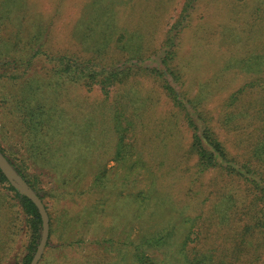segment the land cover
Here are the masks:
<instances>
[{"label":"rangeland","instance_id":"374dc122","mask_svg":"<svg viewBox=\"0 0 264 264\" xmlns=\"http://www.w3.org/2000/svg\"><path fill=\"white\" fill-rule=\"evenodd\" d=\"M185 1L0 0V35L10 48L37 34L32 44L42 53L94 58L107 70L135 66L106 95L98 83L89 89L59 81L39 56L16 82L23 96L9 87L0 92V143L37 175L51 215L50 242L37 264H134L136 239L163 227L175 232L171 248L189 232V247L215 249L216 260L225 261L217 264H264V228L256 227L254 212L263 213L264 201L221 169L199 171L184 112L147 70L162 66ZM188 7L172 40L173 70L187 105L194 101L207 113L243 161L263 124L251 116L264 106V0H195ZM27 93L40 101L26 104L55 115L37 150L15 107ZM97 177L102 185L93 188ZM247 226L254 233L235 259L234 231ZM28 228L19 198L0 181V264H23Z\"/></svg>","mask_w":264,"mask_h":264},{"label":"trees","instance_id":"16d2710c","mask_svg":"<svg viewBox=\"0 0 264 264\" xmlns=\"http://www.w3.org/2000/svg\"><path fill=\"white\" fill-rule=\"evenodd\" d=\"M192 2H195V0L185 1L179 19L169 30L170 34L168 35L166 42L171 43V48L168 49L167 53L162 57V66L149 67L147 70L151 71L162 80L163 87L172 98L174 104L184 112L188 127L192 131L191 149L197 157L199 171L203 172L210 168L221 169L234 176V178L244 180L246 183L253 186L257 191V201H264V174L262 175L258 169L259 165L264 167V106H261L258 110L255 108L254 114L251 116V119L259 118L260 120H263V124L260 126V140L257 138L258 145L256 144L257 146L253 149V152L249 151L251 155H248L245 160L240 161L238 155H232L223 141L219 139L211 125V118L208 117L207 113L199 109L194 101H190V105H187L181 89L182 84L178 81L180 74H178L176 70H173L171 62L176 56V51L173 49L175 41L173 42L172 40L173 37L178 34H175V31L178 30L183 22H185L189 12L193 9L194 6L191 8L188 7ZM172 32H174V34ZM36 36L37 34L27 42H23L22 39L18 40L22 46L21 48L19 45L15 48H10L9 45L14 46V44H10L0 35V92L4 87H9L13 88V91L18 89V97H20L21 94L23 96L24 91L22 90L20 92L19 88L16 86V82L18 83L26 78L28 71L32 68L39 56H44L50 61L52 64L51 72L59 81L75 85L81 84L89 89L92 88L95 83H98L102 85L101 90L106 95L109 93V87L111 85L121 83L127 78L129 72L135 69V66H126L121 69L118 68L117 70H107V67L99 66V63H97L94 58L83 60L74 55L61 53L48 54L47 52L42 53L40 47L34 49V45L32 44V41ZM15 49H18L16 51L17 54L13 53V50ZM138 60L141 61V59ZM133 62L134 61L131 62L132 65L139 64L137 61ZM169 77L173 79L172 82H170ZM25 82H27V80ZM242 91L243 89H239L236 92V95L233 96L232 101L236 100L237 94ZM14 101H21L15 106L21 111L19 114L22 117L19 118V122L26 127L25 130H28L30 138L32 137L31 146L36 145L37 150L39 148V143H37L40 140L39 138L46 136L47 129L49 128L50 123L54 120L55 115L54 113H50L52 112L51 110H48L42 105L26 104V102L33 103L32 101H40L33 93H29V95L27 93L24 95V98L21 99L15 98ZM0 151L16 171L26 179L30 187L40 196L44 203L43 195L41 193L44 188L38 182L37 175L29 171L28 164L21 163L17 154L12 149L10 150L9 147L3 145V143H0ZM0 181L6 183L8 189L13 191L19 198L23 215L27 218L29 226V244L27 254L22 260L23 264H30L42 236L41 215L32 200L15 189L2 173L1 169ZM102 182L103 181L97 177L94 179L92 187L98 188L102 185ZM60 196L65 195L61 192ZM44 205L49 220L48 242H50L52 234L51 215L45 203ZM221 205L224 206L223 204ZM224 212L225 215L229 213L230 206L228 209L224 210ZM254 212L255 215L257 213L260 214L256 215V227L264 228V209L263 213H261V210L259 212ZM228 217H224V219L227 220ZM166 228L167 227L161 229L158 228L156 232L152 234H143L139 238V241L136 239L133 249L134 264H217L219 261H221V263L225 262L223 259L219 261L216 260L215 255L212 253L215 249H207L204 248V245L201 246V243L199 242L202 238L198 232L196 233L194 240L199 244L195 248L189 247V241H191L189 232L176 248H171L174 246L173 238L175 232L171 229L167 230ZM253 230L254 228H252V226H247L245 229H236L234 231L232 239L234 247L232 253L233 256L236 257L235 259L239 258V250L241 251L244 249V246L247 243L246 239H248L249 235L254 233ZM260 232L264 239V231ZM77 241L79 242V240ZM157 250L163 252L162 257L158 258V255H154Z\"/></svg>","mask_w":264,"mask_h":264},{"label":"water","instance_id":"95a60500","mask_svg":"<svg viewBox=\"0 0 264 264\" xmlns=\"http://www.w3.org/2000/svg\"><path fill=\"white\" fill-rule=\"evenodd\" d=\"M0 169L5 177L8 179L10 184L17 189L22 195H25L38 208V211L42 219V236L37 250L30 262V264H37L42 257L43 251L47 245L49 238V220L46 207L40 198V196L21 178L16 170L10 165L6 157L0 151Z\"/></svg>","mask_w":264,"mask_h":264}]
</instances>
